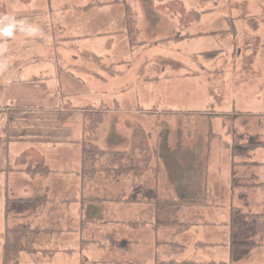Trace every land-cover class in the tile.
I'll use <instances>...</instances> for the list:
<instances>
[{"label": "rangeland", "instance_id": "obj_1", "mask_svg": "<svg viewBox=\"0 0 264 264\" xmlns=\"http://www.w3.org/2000/svg\"><path fill=\"white\" fill-rule=\"evenodd\" d=\"M169 1L0 0V17L27 19L43 30L42 37H0V63L8 65L0 71V264L8 228L27 221L39 226L38 250L23 251L18 261L45 264L46 254L38 251L62 237L56 225H74L78 217L91 231L85 240L103 228L108 260L155 264V246L146 245V238L154 241V206L126 200L142 195L146 180L154 179L162 195L183 199L189 221L215 223L198 224L181 237L188 245L183 256L197 259L194 264H231V207L263 208L262 191L249 202L232 200L229 179L231 129L264 140V0H183L198 18H181L179 8L164 7ZM100 113L92 143L122 152L130 165L144 155L133 145L141 128L159 171L116 172L109 154L84 176L87 127ZM28 148L44 157L47 172L15 165ZM260 153L255 159L263 162ZM206 185L213 196L205 195ZM40 193L49 199L28 217L7 214V198ZM114 233L130 241L113 244ZM197 240L212 243L197 247ZM238 264H264V248L256 249L254 261Z\"/></svg>", "mask_w": 264, "mask_h": 264}, {"label": "trees", "instance_id": "obj_2", "mask_svg": "<svg viewBox=\"0 0 264 264\" xmlns=\"http://www.w3.org/2000/svg\"><path fill=\"white\" fill-rule=\"evenodd\" d=\"M164 7L177 10L183 15H189L193 18L200 16L199 12H190L183 4V0H170ZM194 15V16H193ZM187 19V18H186ZM127 21L128 29L135 31V16L130 6L127 7ZM237 116V114H236ZM102 114H96L97 120H92L87 127V140L83 143V175L86 176L98 171L99 166H96L101 157L112 154L113 164L117 166H110L111 170L119 171H132L134 175H141L146 169L155 168L152 165L153 151L147 143V136H144L141 128H137L133 134V145L139 148L142 154V159L135 160L132 164L125 165L123 162L124 154L120 151H108L100 149L97 145L91 142V137L96 133L95 128L101 121ZM91 120V119H90ZM233 134V142L231 144V153L234 158L237 156L247 157L249 151L264 146V140L259 133H247L238 128L231 129ZM110 161V158H107ZM96 160V161H95ZM111 160V161H112ZM44 157L36 155L33 148H28L23 151L16 159L15 165L25 166V170L31 173L47 172L48 168L44 164ZM238 160H233V166L239 165ZM155 170L158 172L159 167ZM121 173V172H119ZM239 184V179L232 172V187L235 188ZM264 185V184H262ZM139 193V192H138ZM135 192L131 197L126 198L127 201H140L142 199L146 202H152L156 206L157 210L169 217L170 213L181 210L183 207V200L176 198L173 195L164 196L158 188L156 179L146 180V192L142 195H138ZM139 197V198H138ZM48 197L44 194H36L29 198H7L6 210L14 212L17 216L23 215L28 217L29 214L35 210L39 205H44L48 201ZM248 204V203H247ZM178 221L175 220L174 223ZM167 223L170 222V219ZM230 261L231 264H237L243 259H251L253 251L262 245L261 238L264 233V201L263 208L259 212H250L242 209L241 207L233 205L231 207L230 217ZM188 226V224H186ZM39 226H33L32 221L20 222L14 226L8 228L4 244V261L3 264H19V254L23 251L35 252L38 248L35 246L36 235L38 233ZM174 252L181 251L184 246L180 244L171 245Z\"/></svg>", "mask_w": 264, "mask_h": 264}, {"label": "crops", "instance_id": "obj_3", "mask_svg": "<svg viewBox=\"0 0 264 264\" xmlns=\"http://www.w3.org/2000/svg\"><path fill=\"white\" fill-rule=\"evenodd\" d=\"M27 1V0H26ZM69 4H65V7L69 8ZM81 8H84V5L81 6ZM5 9V5L0 6V10ZM31 14V13H26ZM46 15H50V13H45ZM25 15V14H23ZM21 15V17H24ZM55 38V37H54ZM69 38V37H67ZM6 75V74H5ZM32 79H37V76L34 75ZM21 81V79H20ZM22 83V81L20 82ZM264 113V112H263ZM262 149V150H261ZM264 153V146L257 147L247 154V157L237 156L240 158L238 160L239 165L233 166V160L237 159L232 156L231 148H230V155L232 157V163H231V170L235 171L236 176L239 179V184L235 188L232 187V172L230 176V193L232 200L235 197H240L241 199H244L246 201L253 200V196L255 193L262 191L264 193V161L261 162L260 160L255 159L257 156L256 153ZM260 153V154H261ZM260 157L264 158V154ZM173 195L176 198L180 199L176 193L170 192L165 193V196ZM205 195H214L211 188L206 185L205 189ZM211 196V197H212ZM214 198V197H213ZM183 200V199H180ZM264 201V200H263ZM148 204L153 205L150 215L152 216L150 220L154 219V241L153 239H147L146 238V245H150L153 247L155 246V264H194L196 263L197 259L193 257H184L183 254L187 251L188 245L185 241L181 240V237L189 232V230L193 229L194 226L198 224L207 223L210 225H215L212 221L206 220L202 221L201 219H196L193 222L189 221L187 219L186 212L182 209L170 213L169 217L166 215L160 213L154 203L152 202H146ZM249 204V203H248ZM184 205V203H183ZM80 208V206H78ZM252 212V211H250ZM231 217V215H230ZM170 219V222L167 223ZM177 220V223H174V221ZM84 220H82L81 217H78V222L74 225H71L70 223H65L61 226L56 225V229L62 232V237H56L55 240L50 241L49 246H47V249H42L41 251H38L40 253H45L46 258L44 260L45 264H119V261L117 260V257L110 256V260L107 259V255L105 253V250L103 248V228L101 226H98V232H100L99 236L94 237H88L86 240L83 239L84 234H89L88 228H84L85 225H83ZM230 222V220H229ZM188 224V226H186ZM55 225V223H54ZM148 225V221L146 220V227ZM230 225V223H229ZM84 230H87L83 232ZM94 233L97 232L96 230H92ZM97 232V233H98ZM116 233V232H115ZM111 236V242L115 243H127L130 241V238L127 234L124 233V236ZM90 235V234H89ZM123 235V234H122ZM87 237V236H86ZM96 239L94 241L93 239ZM76 242H80L79 245L75 244ZM151 241L153 244H151ZM262 245L260 247H257L256 249H263L264 248V233L262 234L261 238ZM180 244L184 246V249L181 251H171V245L173 244ZM212 242H204L201 240H197L195 242L196 246L199 245L205 246L208 244H211ZM91 244H94L96 247L94 250L90 248ZM52 245V246H50ZM229 245H230V239H229ZM162 246H166V249L163 250ZM253 251V255L251 259H248V261H254L255 260V251ZM43 251V252H42ZM37 255L38 253H33ZM163 255H177L176 257H171L169 259H164ZM231 260V259H230ZM231 262V261H230ZM239 263V262H238ZM237 263V264H238Z\"/></svg>", "mask_w": 264, "mask_h": 264}, {"label": "clouds", "instance_id": "obj_4", "mask_svg": "<svg viewBox=\"0 0 264 264\" xmlns=\"http://www.w3.org/2000/svg\"><path fill=\"white\" fill-rule=\"evenodd\" d=\"M17 32L27 37L43 36V30L34 22L27 19L17 20L10 16L0 17V37L14 38ZM7 68V64L0 63V71H6Z\"/></svg>", "mask_w": 264, "mask_h": 264}]
</instances>
